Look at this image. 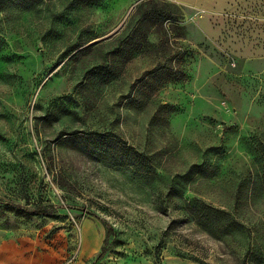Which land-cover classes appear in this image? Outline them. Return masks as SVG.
<instances>
[{
  "label": "rangeland",
  "instance_id": "rangeland-1",
  "mask_svg": "<svg viewBox=\"0 0 264 264\" xmlns=\"http://www.w3.org/2000/svg\"><path fill=\"white\" fill-rule=\"evenodd\" d=\"M140 1L0 0V247L264 264V0Z\"/></svg>",
  "mask_w": 264,
  "mask_h": 264
},
{
  "label": "trees",
  "instance_id": "trees-1",
  "mask_svg": "<svg viewBox=\"0 0 264 264\" xmlns=\"http://www.w3.org/2000/svg\"><path fill=\"white\" fill-rule=\"evenodd\" d=\"M82 1L84 3H91L90 5L97 6L96 1L92 0H73V2ZM157 0H143L140 1L134 13L131 16V25L129 27L130 32L126 35V46H122L121 50L126 47L128 51L127 60L131 59L133 53H138L143 45L147 42L148 36L152 35L149 32L151 28L156 27L161 29L162 25L167 23L175 22V18L171 17V12L166 9H159ZM121 53V52H120ZM119 53V54H120ZM174 80V78H171ZM103 252L100 253V257Z\"/></svg>",
  "mask_w": 264,
  "mask_h": 264
},
{
  "label": "crops",
  "instance_id": "crops-1",
  "mask_svg": "<svg viewBox=\"0 0 264 264\" xmlns=\"http://www.w3.org/2000/svg\"><path fill=\"white\" fill-rule=\"evenodd\" d=\"M84 230L85 240L90 241V237L92 236L90 227L87 226ZM99 241V238L94 240L97 244ZM31 248L30 244L16 246L8 243L2 245L0 247V264H58L56 258L44 253L30 255L27 251Z\"/></svg>",
  "mask_w": 264,
  "mask_h": 264
}]
</instances>
